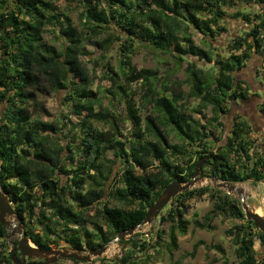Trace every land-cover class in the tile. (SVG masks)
I'll return each instance as SVG.
<instances>
[{
  "label": "trees",
  "instance_id": "16d2710c",
  "mask_svg": "<svg viewBox=\"0 0 264 264\" xmlns=\"http://www.w3.org/2000/svg\"><path fill=\"white\" fill-rule=\"evenodd\" d=\"M57 1H0V185L37 247L90 253L120 232L136 230L166 186L192 180L201 158H206L202 177L264 182V147L252 137L251 120L235 114L227 135L223 120L235 103L244 105L252 95L250 83L238 74L254 54L264 59V0H78L81 29L70 13L58 10ZM237 2L245 8L230 17L248 28L231 39L229 56L216 60L194 43V34L211 46L228 31L226 8ZM49 28L63 40L61 48L45 39ZM87 40H94L102 55L120 43L118 71L109 62L104 69L110 82L105 93L124 104V118L115 104L105 107L102 93L93 89L81 61ZM138 45L170 55L178 68L186 63L185 79L162 81L157 71L138 69L133 64ZM43 83L52 93L65 92L67 112L55 122L34 119L28 109ZM259 110L264 116V102ZM173 136L179 142L173 143ZM206 194L213 208L195 221L196 228L213 231L218 217L242 221L227 231L238 264H264L256 249L258 241L264 245V234L246 219L237 198L210 186L172 199L162 221L167 231L148 232L150 240L118 241L124 251L114 262L151 264L164 250L171 258L191 225L187 202ZM106 196L119 206L103 202ZM201 246L225 254L220 245L200 241L192 257ZM8 250L7 229L0 223V264H14Z\"/></svg>",
  "mask_w": 264,
  "mask_h": 264
},
{
  "label": "rangeland",
  "instance_id": "374dc122",
  "mask_svg": "<svg viewBox=\"0 0 264 264\" xmlns=\"http://www.w3.org/2000/svg\"><path fill=\"white\" fill-rule=\"evenodd\" d=\"M1 1V0H0ZM238 5L235 8H226V11L229 13L228 18L224 21V25L227 27V32L222 36L216 38L215 41H211V46H208L203 39V36L199 33H195L193 37L194 43L200 48H204L210 51L214 59H220L229 56V43L231 39L241 35L243 31L247 30L248 25H246L241 20H234L230 16L236 13L238 10H243L245 4L242 2H237ZM56 6L59 11H64L70 13L72 19L74 20L75 25L82 28L80 24V13L82 12L81 6L78 4V0H58ZM255 13L259 12V7L255 6L253 8ZM57 33L49 28L47 33H45V39L56 45L57 47H62L63 40L57 37ZM120 43L116 42L111 47L105 55H102V52L94 44V40H87L83 43V53L81 54V61L87 67L89 74L93 80V89L94 91L102 93L103 104L105 107L112 108L111 103L115 104L116 110L122 117H125L124 114V104L116 103L111 96L105 93V90L110 87V82L104 74V69L106 64L111 63L112 67L118 71L119 61H120V52H119ZM133 64L138 69H152L159 73L161 80L168 77L170 80H179L182 81L185 79V68L187 64L185 63L181 68H178L174 59L166 54L154 50L153 48L145 45H138L137 53L133 58ZM201 64V63H200ZM206 64V63H205ZM202 66L205 65L202 63ZM239 78H244L247 82L250 83L251 94L250 98L244 101V105L241 102L233 105V111L229 116L223 118L226 124L225 135L228 134L231 128L232 117L241 113L248 117L253 126L254 133L252 137L258 141V144L264 147V116L259 110V105L264 102V59L261 56L254 54L253 58L248 62L246 68L238 74ZM44 88H41L38 91H35V98L29 104V111L32 113L33 118L43 121V122H55L57 121L60 115H63L67 112L65 109V92L61 93H52L48 90L47 84L43 83ZM187 89V88H186ZM137 104L140 102V99L136 98ZM190 106H194L195 102L193 99L190 100ZM144 114L143 116H145ZM211 115V112H209ZM64 116V115H63ZM196 116V115H195ZM101 128H107L108 125L99 124ZM124 127V126H123ZM125 127L129 129L130 124H125ZM172 142L176 143L179 140L173 136ZM264 149V148H263ZM109 159L113 158V152L111 151L108 155ZM120 167L116 166V170L111 179V183L114 187L119 186L117 174ZM202 176V174H201ZM221 182V180H220ZM223 182V181H222ZM237 187L243 188L245 192L246 202L251 209L259 213L264 218V182L254 183L251 181L235 183ZM213 186L212 179L210 177H203V180L196 184L191 190L199 189L202 187ZM217 189V188H215ZM222 191L227 192V190ZM233 197L237 198L235 194H230ZM110 202V207L119 206V203L115 200L109 199L107 196L104 198L103 202ZM170 204V203H169ZM101 207V206H99ZM127 208V207H126ZM213 208L212 200L209 195L206 194L203 197H194L187 202V212L186 219L191 222L189 226V231L186 235L179 236V248L173 253V256L168 254L164 250L159 256L156 255V261L151 264H167L169 262L173 263L177 260L182 261L184 264H238V259L235 254V247L232 244L231 237L228 236L227 231L233 228L236 225L242 223V221L237 219H223L218 217L213 221L214 230L207 231L205 229L196 228L194 225L195 221H202L203 217L211 211ZM167 208H165L161 215L154 219L151 225H143L135 230L132 236H127L125 240H150L153 238L152 235H148V232L156 233L158 230L167 231L169 225L161 222V216L166 214ZM96 210L94 209L92 213ZM164 239L167 238V234H163ZM19 237L14 236L10 241H8V252H10L12 243H18ZM204 241L206 245H220L225 254L222 255L221 252L208 249L206 246H201L194 257L191 256L193 251V246L200 242ZM256 249L261 256L264 258V245L258 241ZM124 246L120 243H113L107 249L102 257H93L90 262H78L70 259H61L55 264H116L114 261L117 257L123 256L122 248ZM65 247L53 249H64ZM83 254H88L87 252H82ZM105 259L106 262L101 261Z\"/></svg>",
  "mask_w": 264,
  "mask_h": 264
},
{
  "label": "water",
  "instance_id": "95a60500",
  "mask_svg": "<svg viewBox=\"0 0 264 264\" xmlns=\"http://www.w3.org/2000/svg\"><path fill=\"white\" fill-rule=\"evenodd\" d=\"M213 161L212 166L216 169L215 157H210ZM206 158H201L196 165L193 178L189 182L174 181L166 186L157 201L148 209L147 214L140 226L151 225L155 218L161 215L162 211L169 205V203L178 194L191 190L196 184L203 180L202 168L205 165ZM1 175V172H0ZM213 186L217 189L227 190L228 194H235L237 199L241 202L246 219L254 222L257 230L264 234V218L251 209L246 202L245 192L243 188L237 187L235 183L228 181H221L218 176L212 178ZM161 216V222L163 221ZM0 223L7 229V240L10 241L14 236H18V243H12L10 250V257L14 264H55L61 259H70L78 262H90L93 257H102L111 244L117 243L120 240H125L127 236H132L134 229L129 231H122L118 236L106 246L88 254H83L73 248L64 249H40L29 238L25 236L24 228L19 223L15 210L9 201L7 194L0 185ZM124 248H122V251ZM21 256H17V252ZM37 259L40 262H27V260Z\"/></svg>",
  "mask_w": 264,
  "mask_h": 264
}]
</instances>
